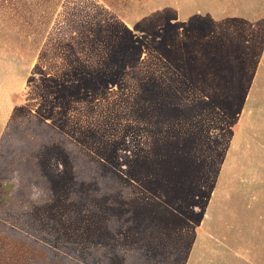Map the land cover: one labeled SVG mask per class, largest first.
I'll return each mask as SVG.
<instances>
[{"label":"rangeland","instance_id":"obj_1","mask_svg":"<svg viewBox=\"0 0 264 264\" xmlns=\"http://www.w3.org/2000/svg\"><path fill=\"white\" fill-rule=\"evenodd\" d=\"M6 174L0 264H102L128 205L264 264V0H0Z\"/></svg>","mask_w":264,"mask_h":264},{"label":"crops","instance_id":"obj_2","mask_svg":"<svg viewBox=\"0 0 264 264\" xmlns=\"http://www.w3.org/2000/svg\"><path fill=\"white\" fill-rule=\"evenodd\" d=\"M127 207L129 210L126 209L121 218L115 219L118 226L109 227L113 231L112 233L109 230V238L104 236L102 244L98 240L99 238L94 239V249L100 248L101 244L102 264H206V253L215 252V249L210 245L216 238L207 231L204 219L193 224L195 233L193 236L183 240L181 238L179 239L181 241L178 242H170L171 245H168V242L161 245L156 241L157 235L152 231V229L160 227L156 226L160 222L145 221L140 223L138 219L132 220L133 212H136L137 209L140 212L142 209L134 208L131 205ZM199 211L200 209L196 212ZM117 229V232L114 231ZM140 229H144V231ZM204 235L207 237L204 238ZM193 254H195L194 260L192 259ZM96 257L97 255L94 253L92 264L96 263ZM203 259L204 262H202Z\"/></svg>","mask_w":264,"mask_h":264},{"label":"trees","instance_id":"obj_3","mask_svg":"<svg viewBox=\"0 0 264 264\" xmlns=\"http://www.w3.org/2000/svg\"><path fill=\"white\" fill-rule=\"evenodd\" d=\"M15 173H18V172L15 171ZM7 177H10V174L9 175L6 174V176L1 177L2 181H0V185L2 186L3 189L6 190V193H5L6 198L12 197L13 194L16 193L18 188H20V183H19V179H18L19 177L15 178L12 181H8ZM44 187L47 188L46 185H44L43 188ZM45 190H47V189H45ZM39 199L41 200V198H39ZM40 200L37 199V201H33V200H31V201L32 202H42Z\"/></svg>","mask_w":264,"mask_h":264}]
</instances>
